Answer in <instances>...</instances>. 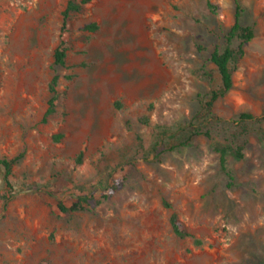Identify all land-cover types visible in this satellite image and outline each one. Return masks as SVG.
Instances as JSON below:
<instances>
[{
    "label": "rangeland",
    "instance_id": "obj_1",
    "mask_svg": "<svg viewBox=\"0 0 264 264\" xmlns=\"http://www.w3.org/2000/svg\"><path fill=\"white\" fill-rule=\"evenodd\" d=\"M65 2L0 0V264H264V0H87L61 31ZM236 6L253 37L208 112Z\"/></svg>",
    "mask_w": 264,
    "mask_h": 264
},
{
    "label": "trees",
    "instance_id": "obj_2",
    "mask_svg": "<svg viewBox=\"0 0 264 264\" xmlns=\"http://www.w3.org/2000/svg\"><path fill=\"white\" fill-rule=\"evenodd\" d=\"M87 0H66L63 10L61 11V31L65 30L69 19L73 13L82 11L84 3ZM85 28L89 30H94L96 25L94 23L87 24ZM253 37V29L249 25H243L239 21V10L236 6L234 13L233 23L230 25L228 32L225 35L227 44L222 49H214L210 53V60L216 66V69L220 75L221 88L219 90H212L209 95V99L205 102L206 109L209 112L213 101L218 97L228 91L232 86V72L236 68L237 63L244 54L243 44ZM238 39L236 46L232 47L229 42L233 39ZM66 42L61 39L54 47L52 52L53 63L57 65H64L66 58L67 45ZM56 84H57V74H53L47 84L48 98L46 100V108L41 117L42 121H45L47 116L54 111L55 100H56ZM263 118V116H256L249 112H240L238 114L239 120H256ZM141 122L147 125L148 119L146 117L140 118ZM207 134V132H206ZM215 150L218 152V163L227 178V185H232L233 183V173L232 170L227 165V154L229 151L233 153L236 158L242 157L241 147L236 146L235 148H230L229 145L221 144L215 146ZM20 155L14 156L12 158L2 157L0 158V166L3 170L2 178L7 188H11V182L9 179L11 166L17 162ZM116 190V186L112 185L109 187V191L100 194L98 198H94L92 205L100 202V198H106L109 193ZM49 193H53L49 191ZM90 203L86 195H78L75 200L66 206L62 201L56 200V207L62 212H72L86 209V205ZM172 232L178 237H184L189 235V233L183 228L180 220L178 219L176 213L171 212L168 218Z\"/></svg>",
    "mask_w": 264,
    "mask_h": 264
}]
</instances>
